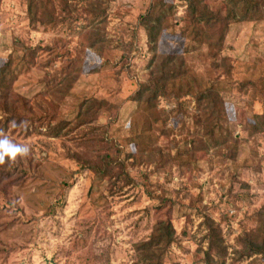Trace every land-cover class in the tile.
<instances>
[{
  "label": "rangeland",
  "instance_id": "1",
  "mask_svg": "<svg viewBox=\"0 0 264 264\" xmlns=\"http://www.w3.org/2000/svg\"><path fill=\"white\" fill-rule=\"evenodd\" d=\"M261 1L216 53L184 1L55 0L49 29L30 0H0V136L29 149L0 164V264H135L161 222L175 231L161 264H264L246 244L264 238ZM157 2L156 55L183 57L185 75L146 104L155 57L139 21Z\"/></svg>",
  "mask_w": 264,
  "mask_h": 264
},
{
  "label": "trees",
  "instance_id": "2",
  "mask_svg": "<svg viewBox=\"0 0 264 264\" xmlns=\"http://www.w3.org/2000/svg\"><path fill=\"white\" fill-rule=\"evenodd\" d=\"M40 0H30L29 2V18L31 24L35 27L43 25L46 28H54V21L50 16L49 7L52 1L44 0L40 5ZM56 1H72V0H56ZM187 4L186 21L188 29L192 30L194 40L207 45L216 53H221L226 35L229 32L232 21L246 20L253 18L255 14H261V0H224L228 13L222 16L213 11L204 4L202 0H179ZM166 4L162 2L153 3L147 13L140 18V26L146 32L148 46L153 53V70L150 73L149 80L141 86L136 101L139 103L150 104L153 100L162 98L175 88V82L184 77L182 64L183 57L172 55L157 56L156 48L160 37L163 33L164 22L167 17ZM42 11L41 15L40 12ZM44 18H41L44 16ZM213 37H217L213 39ZM6 68L0 70V82L6 75ZM214 88H209L208 93H201L198 97L199 101L210 99L214 93ZM175 231L171 222H161L157 225L153 235L146 243L137 246L139 260L135 264H161L160 260L167 248L174 242ZM246 244L254 251V254H264V238L260 243L247 241Z\"/></svg>",
  "mask_w": 264,
  "mask_h": 264
},
{
  "label": "clouds",
  "instance_id": "3",
  "mask_svg": "<svg viewBox=\"0 0 264 264\" xmlns=\"http://www.w3.org/2000/svg\"><path fill=\"white\" fill-rule=\"evenodd\" d=\"M28 151L27 147L13 143L7 136H0V164H4L6 160L14 161L17 157H23Z\"/></svg>",
  "mask_w": 264,
  "mask_h": 264
}]
</instances>
